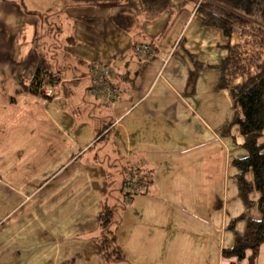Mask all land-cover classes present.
Masks as SVG:
<instances>
[{"label":"crops","instance_id":"0c3cea01","mask_svg":"<svg viewBox=\"0 0 264 264\" xmlns=\"http://www.w3.org/2000/svg\"><path fill=\"white\" fill-rule=\"evenodd\" d=\"M168 1L171 10L138 26L156 48L152 61L134 55L133 36L112 21L121 13L141 18L139 0L67 1L58 23L61 64H49L37 42L54 17L0 0V264H108L93 239L108 189L106 156L144 164L140 193L115 229L122 261L113 264H237L222 251L246 219L261 216L257 192L248 196L251 207L239 196L231 163L246 152L238 127L225 138L218 132L233 112L229 90L216 88L227 38L203 28L191 2ZM39 62L58 78L50 101L18 93L16 78L30 79ZM92 65L113 70L120 100L111 106L89 94ZM106 125L107 145L96 137ZM113 178L120 198L121 176ZM255 264H264V244Z\"/></svg>","mask_w":264,"mask_h":264},{"label":"trees","instance_id":"16d2710c","mask_svg":"<svg viewBox=\"0 0 264 264\" xmlns=\"http://www.w3.org/2000/svg\"><path fill=\"white\" fill-rule=\"evenodd\" d=\"M15 2V0H1ZM79 4L96 5L105 3H124L127 0H74ZM191 2L195 7V16L203 28H215L227 38L224 46L227 54L225 59L217 66L219 79L216 85L218 90H229L233 112L231 119L219 129V136L228 137L233 127H238L243 137L242 149L246 156L233 160L232 167L236 171L235 179L239 196L247 207L252 203L248 200L251 192L259 194L256 208L260 213L259 220L246 219L243 234H235L233 246L222 251L225 259H236L241 264L249 251L251 257L248 264H255L259 248L264 244V143L259 142L264 131V0H184ZM142 11L141 18L131 14H117L112 18L116 27L133 36V53L135 48L146 45L153 49L154 57L156 48L143 38L139 23L142 20H155L164 11L171 10L168 0H139ZM26 14H33L25 12ZM35 15V14H34ZM40 18L47 19L40 15ZM141 20V21H140ZM93 22V19H84ZM237 34L238 43L230 45V37ZM194 71L190 73L188 86L191 92L200 65L194 62ZM240 79L241 83L231 86ZM58 82L56 75L50 73L42 62L37 65L32 77L16 78L18 93L50 101L54 96H46L45 90ZM97 142H110V130L106 125L96 134ZM106 156L107 193L102 200L101 211L97 216V229L93 236L94 241L101 251L105 263L121 262L115 246V229L120 224L122 214L127 204L123 203L122 184L130 167L126 162L114 160L111 162ZM100 163L103 162L100 160ZM121 176L120 193L117 198L113 192L117 189L113 176ZM252 173V183L246 180V175ZM117 186V187H116ZM132 200V197L130 198ZM240 219H245L241 216ZM234 223L229 224V229L234 231ZM234 264V263H230Z\"/></svg>","mask_w":264,"mask_h":264},{"label":"built area","instance_id":"2783aa9c","mask_svg":"<svg viewBox=\"0 0 264 264\" xmlns=\"http://www.w3.org/2000/svg\"><path fill=\"white\" fill-rule=\"evenodd\" d=\"M239 39V38H238ZM135 54L140 58L152 61L153 49L146 45L135 48ZM90 75L89 94L106 105L114 104L120 100L119 89L112 84L113 70L104 65H92L88 69ZM46 96H51V90H45ZM144 164L132 165L122 184L123 203L129 205L131 197L139 195L143 185L142 167Z\"/></svg>","mask_w":264,"mask_h":264},{"label":"rangeland","instance_id":"374dc122","mask_svg":"<svg viewBox=\"0 0 264 264\" xmlns=\"http://www.w3.org/2000/svg\"><path fill=\"white\" fill-rule=\"evenodd\" d=\"M20 5L29 11H40L46 17L49 15L50 18L54 17L56 25L51 26V32L49 34H41L39 36L37 47L42 55L43 62L49 64H61V44L60 40L63 37L59 32V22L62 21L61 10L65 3L69 0H15ZM47 65L45 69L51 67ZM51 71H54L53 69ZM47 90V89H46ZM112 105V104H111ZM110 105V106H111ZM109 106V105H108Z\"/></svg>","mask_w":264,"mask_h":264}]
</instances>
